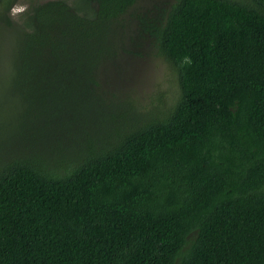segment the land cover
<instances>
[{"label":"trees","instance_id":"trees-1","mask_svg":"<svg viewBox=\"0 0 264 264\" xmlns=\"http://www.w3.org/2000/svg\"><path fill=\"white\" fill-rule=\"evenodd\" d=\"M29 1L0 44V264H264V0ZM131 38L171 106L102 85Z\"/></svg>","mask_w":264,"mask_h":264},{"label":"rangeland","instance_id":"rangeland-1","mask_svg":"<svg viewBox=\"0 0 264 264\" xmlns=\"http://www.w3.org/2000/svg\"><path fill=\"white\" fill-rule=\"evenodd\" d=\"M75 3L77 0H67ZM152 0H139L136 9H146ZM156 2L164 0H154ZM17 5H30L29 0H19ZM26 11L18 17L24 16ZM126 47L107 63V75H100L102 85L110 91L124 92L137 107V111L145 113L153 106H171L179 93L176 72L171 64L157 54L148 39H132L125 43ZM10 103H7V105ZM4 99L0 101V115L7 106ZM15 107L16 103H11ZM4 108V111H3ZM136 112V110H134ZM121 122L116 125L121 127ZM113 125H105L104 132L98 134L94 129V137H107L113 133ZM98 136V137H97ZM1 156V155H0Z\"/></svg>","mask_w":264,"mask_h":264},{"label":"flooded vegetation","instance_id":"flooded-vegetation-1","mask_svg":"<svg viewBox=\"0 0 264 264\" xmlns=\"http://www.w3.org/2000/svg\"><path fill=\"white\" fill-rule=\"evenodd\" d=\"M18 2L19 0H0V44L5 35L9 33L14 35L19 28L22 17H13L11 14L13 6L17 5ZM163 2H166V0Z\"/></svg>","mask_w":264,"mask_h":264},{"label":"clouds","instance_id":"clouds-1","mask_svg":"<svg viewBox=\"0 0 264 264\" xmlns=\"http://www.w3.org/2000/svg\"><path fill=\"white\" fill-rule=\"evenodd\" d=\"M27 10V5H14L11 14L13 17H16Z\"/></svg>","mask_w":264,"mask_h":264}]
</instances>
